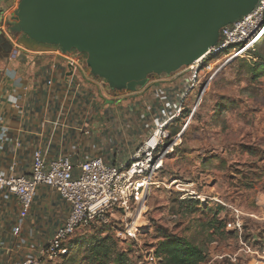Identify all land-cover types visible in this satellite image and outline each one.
<instances>
[{
    "label": "crops",
    "instance_id": "obj_1",
    "mask_svg": "<svg viewBox=\"0 0 264 264\" xmlns=\"http://www.w3.org/2000/svg\"><path fill=\"white\" fill-rule=\"evenodd\" d=\"M19 2L0 0V175L29 176L35 151L45 161L66 157L78 165L101 158L122 167L166 122L167 155L158 179L166 185L175 180L198 184L197 158L205 150L222 163L230 149L247 140L241 118L253 95L247 84L252 78L243 71L241 78L231 67L219 73L201 102L194 90L182 99L188 88L183 68L150 75L145 86L133 91L113 90L91 74L86 55L72 72L56 47L37 44L21 33L10 42L1 28L8 29ZM261 115L259 110L250 115L260 128ZM172 193L173 188H161L154 199L170 200ZM68 213V205L52 189L40 186L29 214L21 218L17 198L0 191V264L39 258L38 251Z\"/></svg>",
    "mask_w": 264,
    "mask_h": 264
},
{
    "label": "built area",
    "instance_id": "obj_2",
    "mask_svg": "<svg viewBox=\"0 0 264 264\" xmlns=\"http://www.w3.org/2000/svg\"><path fill=\"white\" fill-rule=\"evenodd\" d=\"M1 30L13 42L8 29L2 27ZM263 37L264 0H258L247 16L220 29L218 43L200 61L183 67L187 74L188 88L182 99L185 100L189 92L195 91L202 79L206 78L202 86L203 92L209 90L216 67L218 71L236 60L255 61L254 54ZM56 51L69 64L72 72L80 66V57L84 54L75 50L62 52L58 48ZM165 125L166 122L160 125L122 167L109 166L101 158H93L78 165L66 157L45 161L41 153L35 151L32 154L29 176L0 175V191L17 198L21 218L29 214L36 190L40 186L52 189L69 208L63 224L38 251L39 258H27L21 264H46L66 257L71 252L68 241L76 230L93 225L105 226L116 220L123 226L117 233L118 237L137 244L142 264H160L154 249L137 240L144 229L137 228V224H146L145 221H137L136 217L143 216L142 211L146 210L154 191L173 188L180 201L196 200L202 206L214 200L208 194L197 192L193 181L175 180L166 185L158 179L164 156L167 155ZM242 226V222L237 220L225 223V230L240 235ZM223 257L226 256L216 259ZM204 264H211V261Z\"/></svg>",
    "mask_w": 264,
    "mask_h": 264
},
{
    "label": "water",
    "instance_id": "obj_3",
    "mask_svg": "<svg viewBox=\"0 0 264 264\" xmlns=\"http://www.w3.org/2000/svg\"><path fill=\"white\" fill-rule=\"evenodd\" d=\"M258 0H20L11 36L86 55L93 76L133 91L202 58Z\"/></svg>",
    "mask_w": 264,
    "mask_h": 264
},
{
    "label": "rangeland",
    "instance_id": "obj_4",
    "mask_svg": "<svg viewBox=\"0 0 264 264\" xmlns=\"http://www.w3.org/2000/svg\"><path fill=\"white\" fill-rule=\"evenodd\" d=\"M243 62L252 61L236 60L220 72L216 67L209 87H212L214 77L228 67L233 73L238 71V78H241L245 73ZM260 78L261 81L254 82ZM205 80L202 79L194 91L198 102L204 101L211 89L203 92ZM247 84L249 93L253 95V101L246 104V115L241 118L244 122L242 134L247 140L230 149V154L221 159L222 163L210 156V150H205L197 158L200 170L195 176L189 175L197 179L196 191L208 194L214 200L204 203L205 208H202L196 200L180 201L177 193H172L170 200L156 201L154 198L160 189L154 191L146 210L142 211L143 216L136 217L137 221H145L146 224H137L140 225L138 228H144L137 237L140 244L152 247L157 243L155 238L165 231L201 246L206 255L204 263L264 264V73ZM184 110L187 109L184 107ZM258 110L262 114L259 118L261 128L255 125L254 116H250ZM180 202L183 203L180 205ZM214 215L224 223L241 221V234L233 231H228L227 235L221 231L216 233L211 227ZM122 229V223L117 220L105 226L79 228L68 241L72 246L70 255L58 258L54 264H142L137 244L118 237L117 233ZM92 246H97L95 262L90 255ZM224 255L223 259H216ZM120 257H123L121 262L114 263Z\"/></svg>",
    "mask_w": 264,
    "mask_h": 264
},
{
    "label": "trees",
    "instance_id": "obj_5",
    "mask_svg": "<svg viewBox=\"0 0 264 264\" xmlns=\"http://www.w3.org/2000/svg\"><path fill=\"white\" fill-rule=\"evenodd\" d=\"M255 61L246 63L243 62V70L246 74L250 75L251 78L257 79L264 73V37L257 46L256 52L254 54ZM176 131H171L170 134H174ZM183 202H180V205ZM205 208V206H201ZM211 221L214 231L222 232L227 235L225 230V223L216 219V215ZM160 236H157V243L152 246L154 248V253L157 258L160 259V264H203L206 261V255L201 246L190 242L187 238L170 235L165 231ZM70 251L72 252V246L69 245ZM97 246H92L90 248V255L95 262L97 258V251H95ZM70 252V253H71ZM70 255V254H69ZM106 257V255H103ZM121 258H116L114 263H120ZM99 260V259H98ZM104 260V259H103ZM100 261V260H99ZM102 261V260H101Z\"/></svg>",
    "mask_w": 264,
    "mask_h": 264
},
{
    "label": "bare ground",
    "instance_id": "obj_6",
    "mask_svg": "<svg viewBox=\"0 0 264 264\" xmlns=\"http://www.w3.org/2000/svg\"><path fill=\"white\" fill-rule=\"evenodd\" d=\"M202 58H203V57H202ZM202 58H201V59H202ZM201 59H199L198 61H200ZM227 64H228V63H227ZM224 67H226V65H224L223 67H221L219 70H221V69L224 68ZM219 70H218V71H219ZM138 227H140V225H137V228H138Z\"/></svg>",
    "mask_w": 264,
    "mask_h": 264
}]
</instances>
